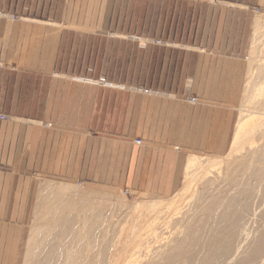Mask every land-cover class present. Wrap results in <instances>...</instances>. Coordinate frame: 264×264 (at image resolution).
Masks as SVG:
<instances>
[{
  "label": "crops",
  "instance_id": "0c3cea01",
  "mask_svg": "<svg viewBox=\"0 0 264 264\" xmlns=\"http://www.w3.org/2000/svg\"><path fill=\"white\" fill-rule=\"evenodd\" d=\"M253 9L264 0H0V264L18 262L41 178L167 194L187 153L228 146Z\"/></svg>",
  "mask_w": 264,
  "mask_h": 264
},
{
  "label": "bare ground",
  "instance_id": "6f19581e",
  "mask_svg": "<svg viewBox=\"0 0 264 264\" xmlns=\"http://www.w3.org/2000/svg\"><path fill=\"white\" fill-rule=\"evenodd\" d=\"M260 20L250 63L263 56L260 78H255L262 83L251 86L249 95L255 108L264 106V19ZM240 111L233 151H246L223 161V167L210 157L187 153L182 189L190 191L198 170L203 169L206 178L191 189L195 193L190 201L181 200L180 205H174L183 196L176 183L166 194L174 195L172 203L165 199L169 202L112 205L105 204L109 198L76 191L73 184L42 181L37 202L43 205L35 208L37 224L29 234L24 264H264V130L259 139L248 138L264 121V110ZM244 140L251 143L241 148ZM167 225L172 231L164 235ZM124 231L129 233L126 237Z\"/></svg>",
  "mask_w": 264,
  "mask_h": 264
},
{
  "label": "rangeland",
  "instance_id": "374dc122",
  "mask_svg": "<svg viewBox=\"0 0 264 264\" xmlns=\"http://www.w3.org/2000/svg\"><path fill=\"white\" fill-rule=\"evenodd\" d=\"M253 11L255 12L256 22L257 21L259 22L260 19L261 20L264 19V11L259 12L258 9H253ZM261 27L262 28H260V29H262V30H261L260 35H262L264 33V26H261ZM255 36H256V28L251 33L248 56L245 57L244 60H243L244 66H243V72H242V81L240 83L241 86L238 89V93L236 94V96L234 98L235 103L229 108L231 118H230V123H229L228 130H227V132L229 134V136H228V141H229L228 142V146H226L223 151L218 152L216 154H207V153H200V152L191 153V154H198L201 157V159H206V158L210 157L214 162H216V161H218L217 163L220 162L222 167L224 166V163H222L223 161L226 162L227 160L231 159L234 154L238 155V154L244 153L246 151V149L241 150V152L233 151V150H235V146L232 144V142H234L233 141L234 140V136L236 135V131H238V129H239V126H237V125L239 124L238 122H239V120L241 118V111L240 110L241 109L242 110H252V108H254V110L255 109L256 110L257 109H263L264 110V106H258V108H255V107H253V104L250 103V101H249L250 100L249 99V95L253 92V89H252L251 86L258 85V84L262 83V81H260V80L259 81H255V78H256V80H257V78H260V74L259 73L262 70L261 68L263 66L258 67V65L261 63V60H262L263 56H259L258 57V58H261V59H259V61L257 63H254L253 65L250 64V63H252L251 61L253 60V56L251 54V51L252 50L254 51V48H252V47H255V45H256ZM259 39H262V37H260ZM255 51H257V50H255ZM257 68H258V70H257ZM184 91H185V94H186L185 101H186L187 104L196 105V106H197V104H200V101H199V98L197 97V95L192 94L190 90H184ZM143 92H144V94H148V95L157 93L156 90H143ZM192 99H195V102H192ZM260 102H261L260 99H256V103L260 104ZM254 117H257V115H255ZM259 117L260 116H258V118ZM234 129H236V131ZM262 130H264V121L262 123L258 124V128H257L256 132L253 133L248 138L251 139V141H252L253 137L259 139V135H260V132ZM248 138H246L245 140H247ZM245 140L241 143V148L242 147L246 148L251 143V142L247 143V141L245 142ZM257 145L258 144H256V146ZM215 158H217V159H215ZM182 163L184 164V162H182ZM89 171L92 173L94 171V169H91ZM203 173H204L203 169H201L200 171L198 170L195 173V176L193 177V181H196V182H193L191 184V187H192L191 189H196V185H198L201 181H203L206 178V176L204 177ZM198 176H199V178H198ZM208 176H210V177L212 176L213 177L212 173H209ZM201 177H204L203 180L201 179ZM183 179H184V177L181 175L178 189L181 190V193L179 191L180 195L183 194V196H184V193H185V196L184 197L180 196L181 198L177 197L178 199L177 198L176 199L179 200V202L174 203V205L175 204L180 205L179 204L180 201L182 200V202H183L184 199H186L187 201H190L189 196L193 195L192 192H194V191H192L191 189H190V191L189 190L187 191L188 188H185L186 190H184V188L182 189V187L184 185L183 184V182H184ZM199 179H200V181H198ZM97 180H101V179H97ZM42 181L43 182H47L46 184H48L49 181L53 182L52 184H60V183L61 184H73V186H74L76 191L96 193L95 196L96 195H100V197H101V195H102V197H103L102 199L109 198L105 202V204L115 205L119 201H123L127 205H133V204L137 205V204H140V203L141 204L144 203L142 205H145V203L146 204L160 203V202H162V200L164 201L165 199L169 200L172 203L171 199L174 200V198H173L174 195L157 194V193H150V192L146 193V192H143V191L141 192V191H138L136 189L127 188V187H125V185H114V184H107V183H105V184H103V183L97 184V183H92V182L88 183L86 179H85V184H83L81 182H78V181H75V180H65V179H62V178H54V177H43V178H41L40 183ZM37 192H38V190H37ZM43 195H44V193L42 195L40 193L39 197L41 196V198H42ZM119 197H123V198L120 199ZM37 198H38V193H36V198H35V201L33 202L32 215H31L30 220H29V222L27 224V227H26V233H25L22 245H21L20 254H19V258H18L17 264H24L25 261L27 260V258H26V254H27V250H28V242L27 241L29 240V236H30L29 234L31 233L30 231L32 229V226L34 227L37 224L36 223L37 222L36 221L37 217L35 216V210L39 209L40 206L43 205V203L41 202L40 199H38V202H37ZM166 200L164 201V203L165 202H169V201H166ZM186 200L184 202H187ZM184 204L185 203H183V206H184ZM109 206H111V205H109ZM184 210L185 211H189V210H186V209H184ZM115 220H117V219H115ZM123 226H124V224H123ZM126 226L128 227L130 225H126ZM162 226H164V225H162ZM167 226H168L167 230L168 229L169 230H168V233H166V231L162 232L164 235L169 234L170 231H172V229L169 228L170 225H167ZM161 229L165 230L164 227L161 228ZM126 232L127 231L123 232V235L125 237H126V235L129 234L128 232H127L128 234ZM116 240H118V239H116Z\"/></svg>",
  "mask_w": 264,
  "mask_h": 264
},
{
  "label": "built area",
  "instance_id": "2783aa9c",
  "mask_svg": "<svg viewBox=\"0 0 264 264\" xmlns=\"http://www.w3.org/2000/svg\"><path fill=\"white\" fill-rule=\"evenodd\" d=\"M192 102H195V99H192ZM0 119H1V120H4V119H6V116H4V115H0ZM137 143H138V144H141V141L138 140Z\"/></svg>",
  "mask_w": 264,
  "mask_h": 264
}]
</instances>
